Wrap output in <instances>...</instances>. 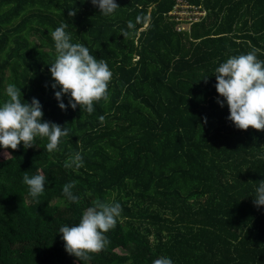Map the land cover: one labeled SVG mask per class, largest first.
<instances>
[{
	"label": "trees",
	"instance_id": "trees-1",
	"mask_svg": "<svg viewBox=\"0 0 264 264\" xmlns=\"http://www.w3.org/2000/svg\"><path fill=\"white\" fill-rule=\"evenodd\" d=\"M116 2L106 17L91 0H0V104L15 84L25 102L39 99L44 120L70 130L53 153L47 138L7 157L0 147V264H84L58 231L98 200L123 211L107 249L86 264H264V206L253 203L264 131L227 119L213 74L253 48L264 60V0ZM62 23L114 74L109 100L91 114L62 110L51 86L49 31ZM76 152L83 166L65 168ZM25 172L46 177L38 198ZM73 181L78 204L63 194Z\"/></svg>",
	"mask_w": 264,
	"mask_h": 264
},
{
	"label": "clouds",
	"instance_id": "clouds-1",
	"mask_svg": "<svg viewBox=\"0 0 264 264\" xmlns=\"http://www.w3.org/2000/svg\"><path fill=\"white\" fill-rule=\"evenodd\" d=\"M91 3L106 17L120 7L116 0H91ZM76 11L70 9L68 15L74 17ZM67 27V23H62L49 31L56 52L49 68L54 81L51 86L59 88L55 91V98L62 110L66 111L69 105L75 110L79 105L82 112L91 114L94 104L109 100V85L114 74L105 59H97L82 43H73ZM258 52L259 49L253 48L247 54L231 56L213 73L217 93L223 97L217 102L221 107L227 104V119L237 129L245 131L249 128L264 131V60L258 59ZM5 92L8 99L0 104V147L5 150L4 155L7 157L8 149L18 150L21 143L25 150L36 147L37 138H47L46 150L49 153L59 151L61 138L67 137L70 130L59 123L44 120L39 99L33 97L30 103L25 102L24 98L21 99V88L15 84H9ZM65 95L68 96V104L64 103ZM99 119L103 121L104 117ZM83 163L81 153L76 152L69 156L64 167L79 169ZM23 183L28 186L30 196L38 198L44 193L46 177L43 174L29 176L25 172ZM75 184V181L66 183L63 194L78 204L80 198L72 191ZM253 196L257 208L264 206V180L259 181ZM122 211L119 202L98 200L83 212L78 223L61 226L58 233L62 234L67 253L86 264L92 254L106 250L110 244L106 234L116 227ZM153 264H173V261L169 257H161Z\"/></svg>",
	"mask_w": 264,
	"mask_h": 264
},
{
	"label": "built area",
	"instance_id": "built-area-1",
	"mask_svg": "<svg viewBox=\"0 0 264 264\" xmlns=\"http://www.w3.org/2000/svg\"><path fill=\"white\" fill-rule=\"evenodd\" d=\"M187 7H189V6H187ZM197 13H199V14H204L205 12H197L196 10H194V11H190V12H189V14H191V15H196ZM188 19L191 20L192 17H189Z\"/></svg>",
	"mask_w": 264,
	"mask_h": 264
},
{
	"label": "rangeland",
	"instance_id": "rangeland-1",
	"mask_svg": "<svg viewBox=\"0 0 264 264\" xmlns=\"http://www.w3.org/2000/svg\"><path fill=\"white\" fill-rule=\"evenodd\" d=\"M182 9H186V10H188V9H190V8H188V7H184V8H182ZM1 154H2V156H5L4 153H1Z\"/></svg>",
	"mask_w": 264,
	"mask_h": 264
}]
</instances>
